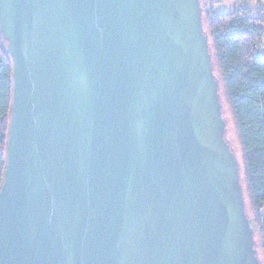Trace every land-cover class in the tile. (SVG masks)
Wrapping results in <instances>:
<instances>
[{
  "label": "water",
  "instance_id": "obj_1",
  "mask_svg": "<svg viewBox=\"0 0 264 264\" xmlns=\"http://www.w3.org/2000/svg\"><path fill=\"white\" fill-rule=\"evenodd\" d=\"M0 37V264H259L199 0H0Z\"/></svg>",
  "mask_w": 264,
  "mask_h": 264
},
{
  "label": "trees",
  "instance_id": "obj_2",
  "mask_svg": "<svg viewBox=\"0 0 264 264\" xmlns=\"http://www.w3.org/2000/svg\"><path fill=\"white\" fill-rule=\"evenodd\" d=\"M246 1L249 0H234L235 8L222 12L213 9L216 2L212 1L204 11V20L201 4L200 7L214 73L217 70L220 79L215 77L223 89L238 134L243 168L241 185L245 186L244 200L246 192L252 212L250 217L245 202L254 247L256 254L260 250L264 258V59L256 55L264 34V9L259 7L264 0H255L258 6L254 9L242 6ZM2 47L0 37V186L12 97V64Z\"/></svg>",
  "mask_w": 264,
  "mask_h": 264
},
{
  "label": "rangeland",
  "instance_id": "obj_3",
  "mask_svg": "<svg viewBox=\"0 0 264 264\" xmlns=\"http://www.w3.org/2000/svg\"><path fill=\"white\" fill-rule=\"evenodd\" d=\"M212 1L216 2L213 5V9L216 12H222L226 9L235 8L234 0H200V4L202 6V12H203V20H204V13H205L204 11H207L209 9L210 5L213 4ZM242 6H247V7H251L254 9L258 6V3L255 0H249V1L244 2ZM259 7L264 9V1H262L260 3ZM262 28L264 30V25H262ZM256 55L264 59V34H263L262 40L260 41V43L256 47ZM214 75L220 79L219 73L217 70L215 71ZM219 98L221 100V104L223 107V113H222L223 118L226 122L225 139L229 143L230 148H231V150H232V152H233V154H234V156L238 162L240 179L242 181V177H243L242 153H241L240 143H239V139H238V134L236 131V127H235L229 106H228L227 101L225 99L223 89L220 87H219ZM243 189H245L244 184H243ZM244 195H245V202H246L247 209H248V214L251 217L252 212L249 208V202L247 199L246 192L244 193ZM263 212H264V210H263ZM255 239L257 242V240H258L257 234L255 235ZM257 256H258L259 264H264V258H263L262 253L260 252V250H258Z\"/></svg>",
  "mask_w": 264,
  "mask_h": 264
}]
</instances>
